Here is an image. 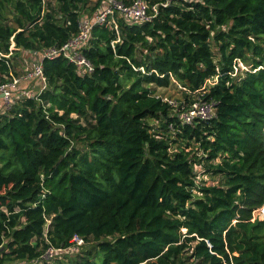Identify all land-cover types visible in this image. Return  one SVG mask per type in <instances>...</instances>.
<instances>
[{
    "label": "trees",
    "instance_id": "trees-1",
    "mask_svg": "<svg viewBox=\"0 0 264 264\" xmlns=\"http://www.w3.org/2000/svg\"><path fill=\"white\" fill-rule=\"evenodd\" d=\"M102 3L0 0V84ZM118 23L92 27V72L45 58L46 88L0 109V264H264V0ZM194 102L213 113L184 122Z\"/></svg>",
    "mask_w": 264,
    "mask_h": 264
},
{
    "label": "built area",
    "instance_id": "built-area-1",
    "mask_svg": "<svg viewBox=\"0 0 264 264\" xmlns=\"http://www.w3.org/2000/svg\"><path fill=\"white\" fill-rule=\"evenodd\" d=\"M46 1L42 0L43 11L45 10ZM178 1L187 3L202 2V0H157L151 4L149 0H132L129 3H125L122 0H103V3L97 6L90 14H82L80 16L77 34L62 46L42 48L39 51L32 52L21 50L23 54L28 56L30 63L24 65L19 74L10 71L7 80L0 84V106L3 107L2 110H8L12 106L15 99L14 93L17 91V96H34L46 88L47 82L42 69V63L45 58L53 59L61 55L82 72H92L93 66L83 55L82 50L89 41L90 32L94 25L107 27L118 34L119 19L130 24L147 21L155 16L159 5L167 6ZM13 48L14 43L11 38L9 51H12ZM0 56H3L1 52ZM5 56H9V54ZM21 82H24L26 87L19 90L16 87ZM31 84L32 86L29 89ZM168 102L176 106L174 101L168 100ZM212 113L213 107L210 104L194 102L187 111L182 112L181 118L184 122L191 123L193 117L204 119L210 117ZM256 218H264V204L252 212V220ZM71 241L72 245L68 248H49L43 258L51 259L57 253H68L77 250L83 244V239L77 235Z\"/></svg>",
    "mask_w": 264,
    "mask_h": 264
},
{
    "label": "rangeland",
    "instance_id": "rangeland-1",
    "mask_svg": "<svg viewBox=\"0 0 264 264\" xmlns=\"http://www.w3.org/2000/svg\"><path fill=\"white\" fill-rule=\"evenodd\" d=\"M9 12L5 11L4 14L7 15ZM28 63H30V60L28 58V56L26 54H23L22 52H20L17 56V62H16V65H15V70L17 71V73L19 74L20 71H21V68L24 66V65H27ZM25 86V83L24 82H21L20 84H18V86L16 87L17 89L18 88H21V87H24ZM32 84L29 85V89L31 88ZM176 87V86H175ZM174 86H170V88H168L167 90L168 91H164L166 92L167 95H169L170 93L172 94H175L177 90V88H175ZM160 91H163L164 89L160 88L159 89ZM0 109H3L2 106H0ZM71 253V252H70ZM63 253H60L59 255L62 256Z\"/></svg>",
    "mask_w": 264,
    "mask_h": 264
}]
</instances>
